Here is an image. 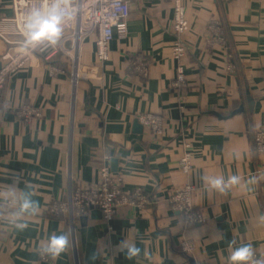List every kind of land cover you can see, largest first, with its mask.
<instances>
[{
    "label": "crops",
    "instance_id": "1",
    "mask_svg": "<svg viewBox=\"0 0 264 264\" xmlns=\"http://www.w3.org/2000/svg\"><path fill=\"white\" fill-rule=\"evenodd\" d=\"M183 3L189 21L181 38L183 96L172 86L178 73L172 52L181 42L173 0H130L105 61L94 34L82 41L76 67L63 51L50 60L35 54L8 77L0 89V190L20 174L17 191H33L40 213L25 218L23 231L4 218L9 212L0 213V264H230V253L249 243L264 259V155L255 151L256 132L264 130V0ZM15 29L13 0H0V68L12 46L5 38ZM26 106L41 115L26 120L19 114ZM146 112L163 115L160 137L135 132L134 121ZM187 145L194 167L185 174L179 160ZM107 154L110 164L119 160L114 176L124 191L141 188L149 202L122 206L112 219L92 206L72 226L51 208L66 202L70 184L97 186ZM205 173L242 180L220 194L203 185ZM187 183L197 186L193 201L203 222H187L170 203ZM53 233H68L72 243L45 260L39 250ZM133 236L141 252L128 259L117 245ZM184 240L195 243L191 255Z\"/></svg>",
    "mask_w": 264,
    "mask_h": 264
},
{
    "label": "built area",
    "instance_id": "2",
    "mask_svg": "<svg viewBox=\"0 0 264 264\" xmlns=\"http://www.w3.org/2000/svg\"><path fill=\"white\" fill-rule=\"evenodd\" d=\"M47 0H13L14 22L16 24L15 32L10 38H5L12 46L4 55V64L0 68V89L4 87L8 77L16 70L25 66V64L35 54L41 55L44 59L50 60L60 51L72 56L74 66L79 56L82 41L90 35L97 34L96 46L98 57L105 61L109 57V44L114 38V28L122 18L130 14V0H68L65 7L67 18L63 25L64 32L62 39L55 46L42 42L38 48L28 47L24 43V24L27 13L34 7L43 6ZM174 2V30L179 41L173 48V56L178 61V73L173 80L172 86L179 89L184 95L187 87V79L183 60L187 55V50L182 43V35L189 28V21L186 16V9L183 0H173ZM213 30L219 33V21L214 20ZM70 44V46H68ZM232 68V67H231ZM75 83L77 76L75 74ZM1 109V103H0ZM19 114L30 120L35 116L41 115V112L34 106H26L19 110ZM137 119L140 123L152 129L153 133H161L163 129V115L156 112L141 113ZM255 151L264 155V130L256 132ZM186 146L180 157L181 171L189 173L194 167L193 153ZM260 176L264 180V162L259 169ZM69 197L64 203H55L51 208L52 212L64 213L72 226L76 220L85 215L92 206H97L102 210L106 219H112L117 210L125 205L135 207H144L149 202L148 196L141 188H136L132 193H126L122 188L121 178H116L111 169L110 156H105V163L101 168L100 182L95 187H78L74 189L70 184ZM197 191L195 184L187 183L176 189L170 195V203L175 210L180 211L187 222L198 223L205 220L203 213L194 206V195ZM182 249L191 255L195 249V243L192 240H184L181 244ZM40 256L45 259H51L49 255ZM51 257V258H50ZM255 259H261L260 255L254 254ZM197 264H210L204 260H199Z\"/></svg>",
    "mask_w": 264,
    "mask_h": 264
},
{
    "label": "clouds",
    "instance_id": "3",
    "mask_svg": "<svg viewBox=\"0 0 264 264\" xmlns=\"http://www.w3.org/2000/svg\"><path fill=\"white\" fill-rule=\"evenodd\" d=\"M68 0H47L40 7L32 8L26 16L24 24V43L28 47L38 48L42 42L55 46L62 39L63 25L67 18L65 7ZM20 174H13L14 184L6 190H0V213L9 212L6 217L8 223L16 229L23 231L28 227L26 217L37 216L40 213V202L33 199L35 193L31 190L17 191L15 183L19 181ZM203 185L209 191L226 194L233 186L241 184L239 175H231L227 179L222 176H209L206 173L200 177ZM248 184L255 183V178H250ZM31 189V185L26 186ZM72 241L68 233H53L47 243L42 245L41 254L49 255L52 259L59 258L69 250ZM231 243H234L231 242ZM230 243V246H231ZM117 251L124 253L128 259L139 256L141 249L135 242V236L125 238L117 245ZM148 253L145 252V256ZM99 258L96 252L91 255L94 262ZM230 264H264V259H255L252 245L244 244L233 250L228 257Z\"/></svg>",
    "mask_w": 264,
    "mask_h": 264
},
{
    "label": "water",
    "instance_id": "4",
    "mask_svg": "<svg viewBox=\"0 0 264 264\" xmlns=\"http://www.w3.org/2000/svg\"><path fill=\"white\" fill-rule=\"evenodd\" d=\"M133 126H134V130H135L136 133H142V134L144 133L146 135L150 133L152 136H155V137H160V135H161V133H152V129L149 128L148 126L140 123L138 119H136L134 121ZM111 169H112L113 172H118V170H119V160H118V158L113 157L111 159ZM192 261H193V264H197V262L194 259Z\"/></svg>",
    "mask_w": 264,
    "mask_h": 264
},
{
    "label": "trees",
    "instance_id": "5",
    "mask_svg": "<svg viewBox=\"0 0 264 264\" xmlns=\"http://www.w3.org/2000/svg\"><path fill=\"white\" fill-rule=\"evenodd\" d=\"M221 19H222V21H223V24H226V22H225V19H224V17L223 16H221ZM225 31H226V34H227V36H228V38H229V44H230V46H231V44H232V37H231V34H230V32L228 31V29H225ZM231 62H234V58L232 59L231 58ZM173 89H175L174 87H173ZM179 90L181 91V87H179ZM76 187L78 188V185L77 186H74V189H76ZM50 211V210H49ZM52 211V210H51ZM51 211H50V213L48 214V215H52L51 214ZM53 213H61V212H53ZM64 214V213H63ZM59 215H62V214H59ZM84 216V215H83ZM83 216H81V217H83ZM80 217V218H81Z\"/></svg>",
    "mask_w": 264,
    "mask_h": 264
},
{
    "label": "rangeland",
    "instance_id": "6",
    "mask_svg": "<svg viewBox=\"0 0 264 264\" xmlns=\"http://www.w3.org/2000/svg\"><path fill=\"white\" fill-rule=\"evenodd\" d=\"M90 38L92 37V35H90L89 36ZM68 46H70V44H68ZM64 52V51H63ZM65 53V52H64ZM65 54H67V53H65ZM67 55H69V54H67ZM70 56V55H69ZM71 58H72V56H70ZM73 60V59H72ZM74 70H75V67H74Z\"/></svg>",
    "mask_w": 264,
    "mask_h": 264
}]
</instances>
